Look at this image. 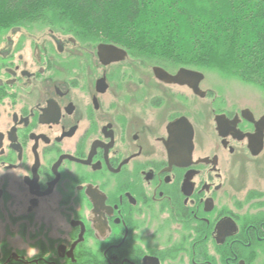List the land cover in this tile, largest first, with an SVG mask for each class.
Wrapping results in <instances>:
<instances>
[{"label": "flooded vegetation", "instance_id": "obj_1", "mask_svg": "<svg viewBox=\"0 0 264 264\" xmlns=\"http://www.w3.org/2000/svg\"><path fill=\"white\" fill-rule=\"evenodd\" d=\"M55 31H0V264H264V106Z\"/></svg>", "mask_w": 264, "mask_h": 264}, {"label": "trees", "instance_id": "obj_2", "mask_svg": "<svg viewBox=\"0 0 264 264\" xmlns=\"http://www.w3.org/2000/svg\"><path fill=\"white\" fill-rule=\"evenodd\" d=\"M37 22L264 90V0H0V31Z\"/></svg>", "mask_w": 264, "mask_h": 264}, {"label": "rangeland", "instance_id": "obj_3", "mask_svg": "<svg viewBox=\"0 0 264 264\" xmlns=\"http://www.w3.org/2000/svg\"><path fill=\"white\" fill-rule=\"evenodd\" d=\"M28 27H36V28L42 29L44 30L45 33H47L50 30H54V31L58 30L57 32L56 31L55 32L61 33L62 31L64 33H69L75 36V34L71 33V31L68 29H64L60 27H50L49 25L43 22L41 23L37 22L36 24L28 26ZM86 43L98 44V43H93V42H86ZM128 58L129 60H132L138 63L141 62V59L137 57L135 58L134 56L132 57L131 55H129ZM139 64L141 67L140 69H141L142 75H146L147 68L151 67L155 63L151 62L150 64L144 65V63L141 62ZM166 65H170L174 69L179 68L173 63H167ZM183 68H186V67H183ZM187 69L199 70L203 75H205L206 80H205V83L203 84L205 90L211 89L214 93H216L220 97V99L222 98L225 101L230 102V103L234 102V103H240L244 105L254 104L257 106H264V90L254 84L243 82L235 77L223 75L220 72L213 70V69H208V68L207 69L206 68H203V69L187 68Z\"/></svg>", "mask_w": 264, "mask_h": 264}, {"label": "water", "instance_id": "obj_4", "mask_svg": "<svg viewBox=\"0 0 264 264\" xmlns=\"http://www.w3.org/2000/svg\"><path fill=\"white\" fill-rule=\"evenodd\" d=\"M102 50H103V53L104 51H107L108 54H110L113 58H115L114 60L122 58L125 55V52L123 50L117 49L116 47L112 45H101L100 52ZM154 71H155V74L162 80L179 81L181 78H188L190 84H191V79H194V80L196 79L197 81H200L204 77L202 73L191 70V69H186V68H182L177 74V76L175 77L170 76L162 68H155ZM194 88L196 89V87Z\"/></svg>", "mask_w": 264, "mask_h": 264}, {"label": "clouds", "instance_id": "obj_5", "mask_svg": "<svg viewBox=\"0 0 264 264\" xmlns=\"http://www.w3.org/2000/svg\"><path fill=\"white\" fill-rule=\"evenodd\" d=\"M41 179H43V176L41 177ZM38 250L34 247H28L27 250H26V259H32L34 257H36L38 255Z\"/></svg>", "mask_w": 264, "mask_h": 264}, {"label": "bare ground", "instance_id": "obj_6", "mask_svg": "<svg viewBox=\"0 0 264 264\" xmlns=\"http://www.w3.org/2000/svg\"><path fill=\"white\" fill-rule=\"evenodd\" d=\"M109 45V44H108Z\"/></svg>", "mask_w": 264, "mask_h": 264}]
</instances>
